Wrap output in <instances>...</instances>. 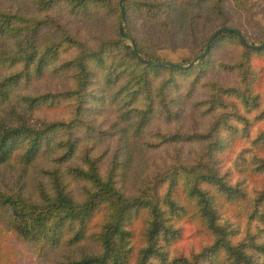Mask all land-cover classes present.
Returning <instances> with one entry per match:
<instances>
[{
	"label": "trees",
	"instance_id": "16d2710c",
	"mask_svg": "<svg viewBox=\"0 0 264 264\" xmlns=\"http://www.w3.org/2000/svg\"><path fill=\"white\" fill-rule=\"evenodd\" d=\"M120 1L0 0V264H264V240H234L225 223L238 210L264 228V197L250 200L243 185L230 184L217 157L238 138L234 129L220 137L231 115L241 119L226 100L254 104L258 96L246 88L252 77L239 62L241 88L204 81L232 69L212 58L221 42L237 41L245 57L264 50L226 32L189 66L219 30L234 29L227 10L250 12L247 2L124 0L121 33ZM61 12L112 36L81 41L61 24ZM210 15L221 28L198 39L196 26ZM134 19L152 38L162 32L176 45L181 34L178 46L194 52L189 65L152 53L132 33ZM131 42L142 60L159 65L139 60ZM199 87L208 91L203 109L191 101ZM181 102L214 114L208 133L193 137L207 159L156 168L144 132L157 118L179 119ZM98 117L110 124L107 133L92 125ZM109 134L117 149L99 152ZM260 142L254 152L264 150V136ZM182 222L208 244L197 255L174 253Z\"/></svg>",
	"mask_w": 264,
	"mask_h": 264
},
{
	"label": "rangeland",
	"instance_id": "374dc122",
	"mask_svg": "<svg viewBox=\"0 0 264 264\" xmlns=\"http://www.w3.org/2000/svg\"><path fill=\"white\" fill-rule=\"evenodd\" d=\"M152 1L162 2L167 0ZM227 1L228 4L233 5L230 0ZM244 1L247 2L250 12L236 13L233 8L227 10L230 18L227 26L239 30L242 36L252 45H260L264 43V5H262L259 0ZM161 18L164 20L168 19V10L164 12ZM59 19L61 24L71 35L78 37L81 41L88 44H97L99 37H103L102 39H108L112 36L111 30L105 31L96 29L92 24L87 23L78 17H71L69 14L66 15L63 12L59 13ZM220 28L218 20L210 15L204 20L199 21L194 34H196L198 39L205 40ZM131 30L137 39L142 40L143 42L147 41V46L152 53L156 54L161 60L167 63L185 64L184 66H188L189 64H187V62L191 61L194 56L192 50L178 46V43H181V34L179 35V38H177L179 40H177L176 45L175 39L172 43L169 37L162 32H159L154 38H152L143 31L142 22L138 19H134L132 22ZM221 44L222 46L217 52L215 51L213 53L212 58L217 63H225L231 66L232 69L229 70L228 73L218 70L217 72L207 75L204 78V81H213L225 88H241L240 76L235 71V65L242 62L244 63L246 70L249 71L246 75L252 77L250 80L251 83L246 88H248L253 95L258 96L256 102L249 105V108H241L235 97H229L226 100L229 107L232 108V110H234L233 112H236L237 115H240L241 119L238 120L236 116H230L234 121L228 124V127H231V129L227 128L220 134V137L232 133V129H234L237 132L235 134L238 135V138L233 141L232 148L227 149L217 157L219 160H222L219 165V173L225 175L228 182L233 184L234 177L232 172H226L225 169L229 167V164L232 163V159L235 158L234 167L239 171L241 161L244 160L246 155V153H240L239 156H236L240 142H246L253 129L258 126L261 121H264V52L262 54H251L249 57H245L243 48L237 43V41L225 40L224 42H221ZM198 49L199 45H197V51ZM186 84L187 83L185 82V85ZM207 95L208 91L199 87L192 93L191 101L194 104H200L201 109H203L201 102ZM181 104L183 106L181 107L182 112L179 114V119L165 120L164 118H157L153 120L152 124H150L144 132L145 136L143 143L151 149L149 153L150 161L151 163L155 162L156 168L163 166L171 170L173 168L171 167L173 162L195 163L202 159H207L204 155V145L195 141L193 137L194 135L198 136L208 133L213 123L214 114H203L202 112L193 111L191 105L187 102H181ZM242 112L244 115H241ZM254 112L258 113V115L255 116L254 120L249 121L247 117ZM239 124L244 125L243 130L238 127ZM92 125L101 132L107 133L106 131L110 124L102 123V118L98 117L96 120L92 121ZM262 136H264V130L258 131L256 139L252 141V150L255 145H260V143H262L260 142L262 141ZM117 146V138L109 134L107 138H104V140L99 143L97 150L100 152L106 148L105 151L111 152L113 149H117ZM106 154V157L109 156V153ZM107 161L108 160L105 158V163ZM263 164L264 162H258L257 169H254V173L256 174L251 175V178H249L248 181L239 183L241 186H244L246 191H248L247 189L249 186H254L259 189L261 188V185L264 184V181L261 180V177L264 176ZM5 171L7 173L8 170L6 169ZM129 187H131V185ZM133 189L134 186L132 185L130 190ZM259 194L264 197V190L257 191L255 197ZM260 204H262V202ZM262 207L264 208V203ZM225 223L228 224L229 229L234 231L233 234L234 236L236 235L235 238H233L234 240L244 241L248 235H255L258 241L264 240L263 226H259L257 223L249 225V219H243L238 210L236 213L232 214L230 218L226 219ZM178 230V239L173 247L175 254L185 257L197 255L202 252L204 249L203 247L208 245L206 244L207 242H204L203 238L198 235L197 229L194 225L182 222L179 223ZM19 248L24 250V247ZM37 264L45 263H43V261H37Z\"/></svg>",
	"mask_w": 264,
	"mask_h": 264
},
{
	"label": "clouds",
	"instance_id": "9594fccd",
	"mask_svg": "<svg viewBox=\"0 0 264 264\" xmlns=\"http://www.w3.org/2000/svg\"><path fill=\"white\" fill-rule=\"evenodd\" d=\"M241 115H244V113L242 112ZM256 115H258V113L254 112L250 116H248L247 119L249 121H252L254 120ZM238 127L241 130H243L244 125L239 124ZM260 130H264V121H261L259 125L253 129L250 137L248 138L246 142L245 141L240 142V146L238 148L236 156H239L240 153H246V155L244 157V160L241 161V167L239 171H237L236 168L234 167L235 158L232 159V163L229 164V167L225 169L226 172L231 171L233 174V177H234L233 186H235L237 183L248 181L250 175L252 174L254 169L257 167L258 162H264V150L254 152L251 147L252 141L256 139L257 132ZM261 180L264 181V176L261 177ZM247 190H248L249 199L255 200L257 191L264 190V184H262L261 188L259 189H257L254 186H249ZM205 195H208V193H205Z\"/></svg>",
	"mask_w": 264,
	"mask_h": 264
},
{
	"label": "water",
	"instance_id": "95a60500",
	"mask_svg": "<svg viewBox=\"0 0 264 264\" xmlns=\"http://www.w3.org/2000/svg\"><path fill=\"white\" fill-rule=\"evenodd\" d=\"M123 2H124V0H121V1H120V7H121V11H122V14H121V28H120L121 33H122V24H123V21H124ZM226 32H228V33H232V34H235V35L239 38V40H240V42L242 43V45H243L245 48L249 49V50H257V51H258V50H262V49H264V43H262V44H260V45H252V44L248 43L247 40L242 36V34H241L239 31H237V30H234V29L219 30L215 35H213V36L210 38V40H209V42H208V44H207V46H206L204 52L202 53V55H201L200 57H198L194 62H192L189 66H193V65H194L196 62H198L201 58H203L205 55H207V53H208V51H209V48H210V45H211V43L213 42V40H214L218 35H220V34H222V33H226ZM131 46H132V49H133V51L135 52V54H136V56L138 57L139 60H141L142 62L146 63V64L149 65V66H157V65H159V64H155V63H152V62H148V61L142 60V59L140 58V55L137 53V50H136V48H135L133 42H131ZM162 65H164V64H162ZM175 66L178 67V68H182L181 65H175Z\"/></svg>",
	"mask_w": 264,
	"mask_h": 264
}]
</instances>
